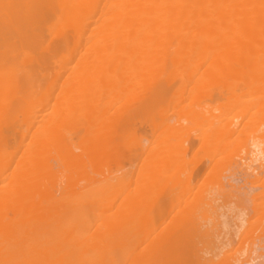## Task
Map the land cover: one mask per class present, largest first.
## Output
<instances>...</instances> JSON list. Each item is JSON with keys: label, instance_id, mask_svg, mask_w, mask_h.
Wrapping results in <instances>:
<instances>
[{"label": "bare ground", "instance_id": "bare-ground-1", "mask_svg": "<svg viewBox=\"0 0 264 264\" xmlns=\"http://www.w3.org/2000/svg\"><path fill=\"white\" fill-rule=\"evenodd\" d=\"M0 264H264V0H0Z\"/></svg>", "mask_w": 264, "mask_h": 264}]
</instances>
